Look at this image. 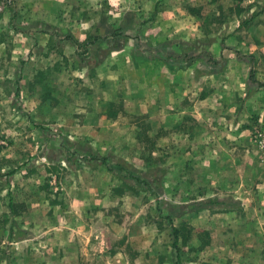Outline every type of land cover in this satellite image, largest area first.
<instances>
[{"label": "rangeland", "instance_id": "rangeland-1", "mask_svg": "<svg viewBox=\"0 0 264 264\" xmlns=\"http://www.w3.org/2000/svg\"><path fill=\"white\" fill-rule=\"evenodd\" d=\"M11 262L264 264V0H0Z\"/></svg>", "mask_w": 264, "mask_h": 264}, {"label": "crops", "instance_id": "crops-1", "mask_svg": "<svg viewBox=\"0 0 264 264\" xmlns=\"http://www.w3.org/2000/svg\"><path fill=\"white\" fill-rule=\"evenodd\" d=\"M17 243V242H16ZM14 250V249H12ZM22 252V251H21ZM12 256H14L16 259H18L19 255V250L17 249L15 253L12 254ZM21 257H24L23 253H21ZM10 264H14L13 262H11Z\"/></svg>", "mask_w": 264, "mask_h": 264}]
</instances>
